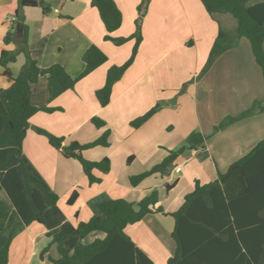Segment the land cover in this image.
<instances>
[{
  "label": "crops",
  "instance_id": "1",
  "mask_svg": "<svg viewBox=\"0 0 264 264\" xmlns=\"http://www.w3.org/2000/svg\"><path fill=\"white\" fill-rule=\"evenodd\" d=\"M44 1L51 9L49 13L40 7L23 10L29 50L39 67L46 69L60 64L76 78L85 70L82 58L93 45L108 56V61L78 82L74 90L53 101L49 98L46 77L32 85L33 105L62 111H40L31 119L23 152L60 201L46 212L45 224L34 222L24 226L21 220H13L19 231L10 245L8 264H53L50 258H59L56 236L70 238L65 242L69 248L104 240L106 233L99 231L80 239L78 225L98 215L104 202L124 199L138 204L153 192L158 193L157 206L163 211L146 216L143 221L127 226L125 231L154 264H168L175 253L171 237L175 220L171 214L181 208L197 181L204 185L217 179L220 172L217 160L223 164L220 168H226L243 150L264 137V114L255 113L227 126L207 141L205 149L187 151L167 176L153 175L138 187L131 184L130 178L160 164L197 129L204 135L212 134L221 121L250 110L256 101L264 99V82L249 41L241 39L237 47L216 61L215 70L198 82L196 78L220 33L218 21L222 29L231 27L230 31L236 30L237 22L230 14L213 19L201 0H152L143 18V41L135 63L114 85L111 102L103 108L96 92L105 86L111 67L122 66L130 59L136 42L132 39L117 46L106 41L105 36L120 39L135 34L142 0H114L123 14V24L110 34L98 10L91 5L92 0ZM19 7L20 0H0V57L4 50H17V45H6L4 39L12 29ZM24 64L25 56L21 54L16 63L9 65L13 75H18ZM237 67L242 72L229 73ZM216 70L226 73L225 80L214 76ZM3 71L0 68V89H7L14 81ZM194 79L189 86L187 83ZM237 80L243 81L241 87L231 84ZM212 81L219 84L209 89L206 84ZM223 81L230 85L222 84ZM182 89L188 94L181 95ZM159 103L163 108L143 126L138 129L131 126L132 121ZM94 117L107 123L103 130L93 125ZM35 127L64 137V145L75 141L86 144L110 131L109 147H97L83 155L91 162L109 158L111 171L104 175L95 170L94 175L102 181L91 185L81 164L53 149L45 136L35 132ZM129 157H133L131 162L127 161ZM49 163L51 171L44 167ZM169 185L172 189H167ZM74 192L78 198L68 207L66 202ZM10 206L7 195L0 193V208L9 217L13 214ZM11 222L5 220L6 224ZM10 230L0 237H7ZM44 250L48 252L43 259Z\"/></svg>",
  "mask_w": 264,
  "mask_h": 264
},
{
  "label": "trees",
  "instance_id": "2",
  "mask_svg": "<svg viewBox=\"0 0 264 264\" xmlns=\"http://www.w3.org/2000/svg\"><path fill=\"white\" fill-rule=\"evenodd\" d=\"M152 0H142L138 6L139 18L136 32L128 38L113 39L121 46L135 39L130 59L122 66H113L108 70L106 84L96 92V97L103 108L111 102L114 85L119 82L127 70L135 63L143 41L142 22ZM206 11L215 20L218 15L230 14L237 20L235 32L230 34L222 29L217 37L209 59L199 78L216 63L227 51L236 47L241 39H247L251 45L256 63L264 76V0H201ZM91 5L99 12L100 18L110 34L119 30L123 24V14L114 0H92ZM40 7L49 13L50 8L44 0H20V7L15 14L12 29L6 35V45L15 44L17 50H4L0 57V68L4 75L13 79L7 89H0V193L4 192L12 209V216L5 213L8 224V237H0V264L10 261V245L18 233L13 220H21L24 226L34 222L45 224L46 212L60 201L59 195L52 190L46 180L24 155L23 144L27 132L31 129V119L40 111L53 113L62 111L48 107H37L32 103V85L42 77L48 80L50 101L75 86L82 79L108 61V56L93 45L83 55L85 70L73 78L60 64L43 69L31 56L28 44V27L25 24L23 10ZM233 40V42L231 41ZM231 41V42H230ZM227 42V43H225ZM23 54L25 64L18 75H13L9 65L17 62ZM163 108L157 104L145 115L131 122L135 129L143 126ZM255 113L264 114V99L256 101L250 110L238 117H229L215 128V131ZM93 125L103 130L107 123L98 117L92 118ZM35 132L45 136L52 147L67 159L77 160L88 177L91 185L101 183L102 179L94 175L97 170L106 175L111 171V161L104 158L91 162L84 158V152L97 148L109 147L110 131L98 139L81 144L71 142L64 145L65 138L57 137L42 128L35 127ZM207 137L201 132H193L186 139V144L169 155L151 170L130 178L131 184L138 187L147 178L160 174L167 176L175 166L177 159L187 151L205 149ZM133 157L127 160L131 162ZM167 189H172L169 185ZM78 198L74 192L68 204L73 205ZM159 195L153 192L138 204L124 199L109 200L102 203L100 213L88 222L78 225L77 234L85 239L93 232H104V240L91 244L78 243L73 248L66 246L70 239L56 236L59 258H50L53 264H154L153 260L140 250L125 231L127 226L137 224L146 216L162 212L158 207ZM175 228L171 235L175 244V253L168 264H264V137L253 146L242 151L225 171L218 173L215 181L208 184L196 182L195 189L185 197L181 208L172 213ZM11 225L13 226L11 228ZM5 224L0 221V235L5 234ZM2 236V235H1ZM44 250L41 258H45Z\"/></svg>",
  "mask_w": 264,
  "mask_h": 264
},
{
  "label": "rangeland",
  "instance_id": "3",
  "mask_svg": "<svg viewBox=\"0 0 264 264\" xmlns=\"http://www.w3.org/2000/svg\"><path fill=\"white\" fill-rule=\"evenodd\" d=\"M232 20H234L235 21V24H236V22H237V20L235 19V18H233L232 17ZM221 25V27H222V24H220ZM227 27V26H226ZM224 29V31L225 32H229L230 34H232L233 32H235V31H230V29H231V27L230 28H223ZM229 29V30H228ZM243 40H245L246 42H248L247 41V39H243ZM232 42H233V40H231ZM230 41V42H231ZM225 43H227V42H225ZM239 45V43H236V47ZM249 46H251L250 45V43H249ZM235 48V47H234ZM233 48V49H234ZM252 49V48H251ZM230 50H232V49H230ZM229 50V51H230ZM208 59H209V57H208ZM207 62H208V60H207ZM207 62H206V64H207ZM215 65H213L212 67H211V69L209 70V71H207L206 72V74H204V75H202L200 78L198 77L199 75H200V73H199V75L197 76V80H198V82H200V81H202L203 79H205V77H206V75L211 71V70H215L213 67H214ZM257 66H258V69H259V71L261 72V76H262V81L264 82V76H263V71H262V69H261V67L257 64ZM205 67V66H204ZM240 72H242V69L239 67H237V69H234V70H230L229 71V73L230 74H239ZM214 76L216 77H218L221 81L222 80H225V76H226V73H224V72H220L219 70H216L215 71V73H214ZM196 79H194V80H192V82H188L187 84L190 86V85H193V83L196 81ZM217 84H219V82H214V84H213V81L211 82V83H209V84H206V86L208 85V87H209V89H212L215 85H217ZM222 84H227V85H230L228 82H226V81H223V83ZM231 84H236L237 85V87L239 86V87H241V85L243 84V81L242 80H237V81H233V82H231ZM32 89V88H31ZM186 90H184V89H182V94L181 95H184L186 92H185ZM186 94H188V93H186ZM184 101V99H182L181 100V103ZM201 101V100H200ZM163 105V104H162ZM200 106H202V104H200ZM253 107V106H252ZM215 110V109H214ZM244 113V112H243ZM242 114V113H241ZM240 114V115H241ZM240 115H238V116H240ZM238 116H236V117H238ZM227 119V118H226ZM225 119V120H226ZM223 122H225L224 120L223 121H221L220 122V124H222ZM237 122V121H236ZM219 124V125H220ZM219 125H217V126H219ZM216 126V127H217ZM221 131V130H220ZM196 132H200V129H197L196 130ZM219 132V131H218ZM218 132H216L215 130L213 131V133L211 134H209V135H204L205 137H207V141L208 140H211L215 135H216V133H218ZM186 144V140L183 142V143H181L180 145L181 146H184ZM207 144V143H206ZM99 148H101V147H99ZM103 148H105V147H103ZM107 148V147H106ZM205 148H206V145H205ZM53 149H56V148H54L53 147ZM94 149V148H93ZM57 150V149H56ZM89 150H92V149H89ZM176 150H178V149H176ZM219 150H220V148H219ZM57 151H59V150H57ZM88 151V150H87ZM94 158L93 159H95V157L96 156H93ZM105 158V157H104ZM103 159V158H102ZM218 161V168H219V171L221 172V171H225L226 169H227V167L226 168H220V166H222L223 167V164H222V162H220L219 160H217ZM233 163V162H232ZM232 163H230V164H232ZM229 164V165H230ZM229 165H228V167H229ZM45 167V169L46 170H48V171H51L52 170V165H51V163H49V164H47L46 166H44ZM225 167V166H224ZM68 202H69V199H68V201L66 202V204H67V206L68 207H72L71 205H69L68 204ZM10 211H11V208H10ZM4 216H5V211H4V209H2V208H0V221H2V223L3 224H5V230L6 229H10V227L8 226V224H6L5 223V219H4ZM13 226L11 225V228H12ZM5 236H6V234H5ZM9 235H7V237H8Z\"/></svg>",
  "mask_w": 264,
  "mask_h": 264
}]
</instances>
